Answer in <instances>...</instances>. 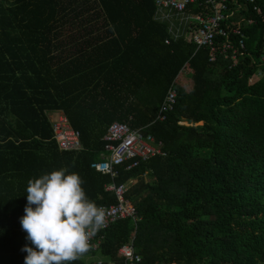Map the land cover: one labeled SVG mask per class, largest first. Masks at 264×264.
Returning a JSON list of instances; mask_svg holds the SVG:
<instances>
[{
    "label": "trees",
    "instance_id": "1",
    "mask_svg": "<svg viewBox=\"0 0 264 264\" xmlns=\"http://www.w3.org/2000/svg\"><path fill=\"white\" fill-rule=\"evenodd\" d=\"M225 6L246 35L235 66L196 50L195 22L173 36L151 0H0V264H24L32 246L20 224L29 180L61 169L98 207L117 202L106 185H128L139 220L101 232L105 261L123 264L132 242L135 264H264V0ZM184 68L192 88L175 83L173 110L154 121ZM58 112L81 151L58 150ZM114 122L146 127L164 156L121 166L114 180L94 171ZM96 253L72 264H96L82 258Z\"/></svg>",
    "mask_w": 264,
    "mask_h": 264
},
{
    "label": "built area",
    "instance_id": "2",
    "mask_svg": "<svg viewBox=\"0 0 264 264\" xmlns=\"http://www.w3.org/2000/svg\"><path fill=\"white\" fill-rule=\"evenodd\" d=\"M157 10L183 13L190 6H206L210 11L201 15H194L195 24L198 25L196 34L192 36V44L199 48L209 49L210 62L217 60V54L221 53L225 59L234 63L243 55L245 49V32L240 26L230 23L233 13L227 11L225 0H151ZM253 3L255 0H244ZM256 9V8H255ZM257 10V9H256ZM223 23L227 24L223 27ZM222 38V39H221ZM237 38V40H236ZM219 39V40H218ZM167 43V42H165ZM175 80L167 88L155 115L154 121H164L166 114L173 110L176 103L177 92L174 89ZM53 140L60 152L77 153L82 150L79 142V133L68 124L67 118L62 113H56L50 120ZM146 127L132 128L125 122H114L106 130L103 136L105 153L100 161H94L90 167L94 171L108 175L112 180L119 176L118 168L126 166L130 171L149 159L156 156H164L163 142L147 133ZM106 190L116 196L117 202L111 205H101L105 210V224L89 241L87 252L96 253L101 250L104 242L102 231L107 230L117 221L130 219L136 223L139 218L132 202L126 198L128 185H116L110 183L105 186ZM123 264H135L140 257L135 253L132 242L123 245L119 250ZM96 264H115L111 260L99 259Z\"/></svg>",
    "mask_w": 264,
    "mask_h": 264
},
{
    "label": "clouds",
    "instance_id": "3",
    "mask_svg": "<svg viewBox=\"0 0 264 264\" xmlns=\"http://www.w3.org/2000/svg\"><path fill=\"white\" fill-rule=\"evenodd\" d=\"M66 169L29 180L20 224L26 239L24 264H72L89 250V241L105 224V210L91 201L84 181Z\"/></svg>",
    "mask_w": 264,
    "mask_h": 264
},
{
    "label": "rangeland",
    "instance_id": "4",
    "mask_svg": "<svg viewBox=\"0 0 264 264\" xmlns=\"http://www.w3.org/2000/svg\"><path fill=\"white\" fill-rule=\"evenodd\" d=\"M159 17L158 19L160 21H163L166 23V15L168 17H171V22L178 23V26L174 29L173 36H179L183 33L186 26H188L190 23H193L195 21V17L192 14H184V13H174L173 11H166V10H158ZM175 23V24H176ZM170 25V24H169ZM171 26H169L170 28ZM173 28H171L170 31H172ZM257 77H254L250 80V82H256ZM175 83L178 85L183 86L186 90H190L192 88L193 82L190 75V71L188 68H184L179 72L177 75V78L175 79ZM182 124H185L184 122ZM203 123H199L198 125L201 126ZM83 260L87 263L95 262L99 259H102V256L99 253H96L94 255H84L82 256Z\"/></svg>",
    "mask_w": 264,
    "mask_h": 264
},
{
    "label": "crops",
    "instance_id": "5",
    "mask_svg": "<svg viewBox=\"0 0 264 264\" xmlns=\"http://www.w3.org/2000/svg\"><path fill=\"white\" fill-rule=\"evenodd\" d=\"M169 11H171V10H169ZM175 13V12H174ZM172 21V19H171V17H168L167 15H166V23L169 25V26H171L170 27V30H171V28H173V30L172 31H170L169 30V32L170 33H172L173 34V32H174V29L178 26V23H176V22H171ZM176 23V24H175Z\"/></svg>",
    "mask_w": 264,
    "mask_h": 264
}]
</instances>
